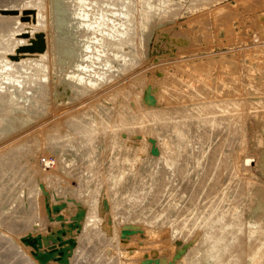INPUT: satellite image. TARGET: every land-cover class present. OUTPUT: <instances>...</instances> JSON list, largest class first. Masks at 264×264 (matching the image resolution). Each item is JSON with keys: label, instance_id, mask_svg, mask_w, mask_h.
Returning a JSON list of instances; mask_svg holds the SVG:
<instances>
[{"label": "rangeland", "instance_id": "rangeland-1", "mask_svg": "<svg viewBox=\"0 0 264 264\" xmlns=\"http://www.w3.org/2000/svg\"><path fill=\"white\" fill-rule=\"evenodd\" d=\"M123 1L129 5L132 20L131 44L125 43L124 48H132L137 59L121 66V59L115 58L113 64L116 69L107 79L91 89H79L71 85L65 78L66 73L58 66V51L67 34L66 28H58L53 17V0H0V33H3L4 39L0 48L6 47L2 55L13 65L36 64L44 53H48L49 61L46 108L26 123L0 136V152L9 149L7 152L11 153H7V164L14 163L10 167L5 166V171L9 168L12 172L8 170L5 179L0 180V237L40 262L32 251L28 253L19 244L21 234L32 229L34 221L41 217V213L38 217L32 210L19 212L22 199L30 189H34L39 177L43 182L49 180L50 189L53 190L56 183H61L62 194L68 197H73L69 193L73 187V192L77 190L75 199L81 200L82 205L87 203L81 206L84 209L83 219L76 221L70 211L66 212L67 217L64 219L65 225L78 224L73 228L74 235H78L75 237L82 241L79 243L84 245V249L80 247L77 252V264H212L204 256L202 235L219 229H230L227 231L233 235L240 231L238 236L234 235L237 240L232 252L224 257L221 264H248L254 249L259 248L262 256L256 264H264V205L259 206L257 201L260 196L264 198V171L255 164L259 157L264 156V116L258 117L264 112V0ZM66 3H71V0ZM15 9L19 13H10ZM40 12L46 17L40 16ZM41 17L43 19L40 20ZM37 32H44L46 50L18 52L21 46L32 44V38L38 39ZM11 55L20 57L14 59ZM251 75L256 78L251 80ZM249 92L252 101L249 100ZM230 94H234L237 100L233 105H222L224 96ZM257 96L262 98L261 101H258L260 98L256 99ZM212 103L215 107H212ZM209 104V111L201 108V113L196 108ZM194 110H198V115ZM116 112L120 113L118 119L109 123L111 117L117 116ZM137 113L140 114L138 117ZM221 113L225 115L221 117ZM98 118L103 120L100 125L97 123ZM74 120L81 124L89 122L86 123L89 132L83 131L80 136L82 131H72L71 122L74 123ZM216 120L219 121L216 123ZM97 131L100 133L97 134ZM93 134H97L96 137ZM95 138L100 141H95ZM87 140L92 143H86ZM14 145L18 146L21 155L12 149ZM86 145L93 147L94 152ZM78 148L80 150L77 153ZM15 153L17 156H10ZM246 157L252 158L255 165H246ZM93 159L94 163H90ZM46 161L52 164L45 166ZM15 162L22 164L17 166ZM91 170H98L97 177ZM17 171L19 173L15 176ZM91 172L94 174L89 175ZM72 176H78L80 180ZM98 179L102 181L100 184ZM52 180L55 182L51 183ZM211 183L213 189L209 186ZM218 183L221 186L226 183L223 184L225 188ZM237 183L242 186L239 187ZM68 184L71 187L66 190ZM203 184L208 188L205 189ZM233 187L237 192L232 190ZM210 191L214 192L213 195ZM215 193L216 196H223L215 197ZM238 194H242L241 199ZM212 196L214 199L210 198ZM241 200L244 205L239 203ZM5 204L4 214L1 210ZM91 207L97 215L94 216ZM41 208L40 205L37 211ZM43 209L46 217L43 216L49 221L46 201H43ZM23 213L18 219L17 214ZM90 214L94 218L89 217ZM219 216L221 220L218 221ZM84 220L90 222L89 225ZM212 220L214 223L218 221L215 226L219 228L214 226ZM235 224H238L237 229ZM86 229L91 233H85ZM87 235H91L88 238L91 240L88 241ZM79 237H83V240ZM84 238L90 243H86ZM254 242L257 243L256 247ZM241 248L243 251L240 253ZM194 259L196 263H193Z\"/></svg>", "mask_w": 264, "mask_h": 264}, {"label": "bare ground", "instance_id": "bare-ground-1", "mask_svg": "<svg viewBox=\"0 0 264 264\" xmlns=\"http://www.w3.org/2000/svg\"><path fill=\"white\" fill-rule=\"evenodd\" d=\"M37 2L39 0H36ZM164 1H168V0H164ZM67 0H53V6H52V10H53V17L55 18L56 22H57V25H58V28H66V36H65V39L63 41V44L61 45L60 47V51L59 54L57 55V61H58V66H59V69L61 71H64L66 74H65V78L68 79L71 83L72 86H76L78 87L79 89L81 88H84V89H91L92 87H95L99 84H101V82L105 79L108 78V75L113 71L115 70V66L113 64L114 62V59L115 58H118V59H121L122 63H121V66H123L124 64H128V63H131V62H134L137 57L133 54L132 52V48H129V49H125L124 48V44L125 43H130L131 41L129 40V37L131 35V30H132V27H131V24H132V20H131V10L129 8V5L127 4V2H124L123 0H71V3H66ZM41 13V12H40ZM43 15V18L46 17L45 15L46 14H43L41 13L40 16ZM42 17L40 18L43 19ZM2 35L3 33H0V43L1 42H4V39L2 38ZM131 44V43H130ZM6 49V47H3V48H0V136L6 134L7 132H9L10 130H13L15 128H17L19 125H22L24 123H26L31 117H34L35 115H37L38 113L42 112L45 108H46V91L48 89V85H49V61L47 60V57H48V53H44L40 56V58L38 59L37 63L36 64H28V65H13L6 57H4L2 55V52ZM256 78L255 76L251 75L250 79H254ZM264 83V81H263ZM248 92V89L246 90ZM251 92H249V100L252 101V98H251ZM256 94V93H255ZM257 95V94H256ZM260 98V99H259ZM219 99V98H218ZM221 99V98H220ZM256 99L258 101H261V97H256ZM264 99V97H263ZM215 100V99H214ZM237 98L234 97V94H230V95H227V96H224L223 98V101H221L222 105H233V102L236 101ZM248 100V98H247ZM248 100V101H249ZM220 101L218 103H220ZM209 103V102H208ZM215 103V102H214ZM214 103H212V107H215L214 106ZM216 104V103H215ZM206 105V104H204ZM221 105V104H220ZM210 106V104L208 106H203V107H196L199 109V111L201 110V108L203 110H208L207 108ZM206 107V109L204 108ZM227 107V106H226ZM195 108V109H196ZM211 108V107H210ZM218 108V107H217ZM216 109V108H215ZM219 109V108H218ZM101 110V109H100ZM202 110V111H203ZM107 111V110H106ZM109 111V109H108ZM196 112V115L197 114V111L194 110ZM202 111H200L202 113ZM209 111V110H208ZM111 112V110H110ZM78 113V112H77ZM82 113V112H81ZM115 113V112H114ZM117 113V112H116ZM124 113V112H123ZM126 113V112H125ZM206 112H204L205 114ZM80 114V113H79ZM92 114V113H91ZM96 114V113H95ZM193 114V113H192ZM81 115V114H80ZM100 115V114H99ZM108 115V113L106 114V116ZM120 113L118 112L117 113V116H115L114 118H110L109 120V123L111 121H114V119H116L117 117H119ZM138 115H140L139 113H137V117ZM151 117L152 114H150ZM206 115V114H205ZM219 115V114H218ZM221 117L224 116L225 114L224 113H221L220 114ZM257 115V113H256ZM83 116V115H82ZM81 116V117H82ZM86 116V114H85ZM88 116V115H87ZM174 116V115H173ZM172 118H175L173 117ZM195 116V114H194ZM201 116V114H200ZM212 116V115H211ZM260 116H264V112H261L259 114L258 117ZM71 117V116H70ZM69 117V118H70ZM84 117V116H83ZM101 117V116H100ZM126 117V116H125ZM155 117V116H154ZM157 117V116H156ZM160 117V116H159ZM206 117V116H205ZM214 117V115H213ZM218 117V116H217ZM80 118V117H78ZM103 118V117H102ZM106 118V117H105ZM220 118V116H219ZM97 119V118H96ZM109 119V117H108ZM118 119V118H117ZM121 119V118H120ZM119 119V120H120ZM156 119H159V118H156ZM213 119V118H212ZM217 119V118H214V120ZM221 119V118H220ZM76 120V119H75ZM74 120V123L71 122L73 125H71V129L72 131H82L81 132V135L82 136V133L83 131L84 132H89V129L87 128L88 127V123L90 122V119H89V122L86 124H81V123H77V121ZM78 120V119H77ZM99 125L103 123V120L102 119H99ZM106 121H108L107 119H104ZM124 120V118H123ZM154 120V118H153ZM205 120V119H204ZM207 120V119H206ZM88 121V120H87ZM97 121V120H96ZM95 121V123H96ZM105 121V123H106ZM122 121V120H121ZM132 121V120H130ZM138 121V120H137ZM217 121L219 120H216L215 122L217 123ZM68 123V122H67ZM77 123V124H76ZM92 123V121H91ZM91 123H90V126H91ZM94 123V122H93ZM120 123V121H119ZM123 123V121H122ZM157 123V122H156ZM214 123V121H213ZM108 124V123H107ZM69 125V123H68ZM106 125V124H105ZM109 125V124H108ZM107 125V126H108ZM115 125V124H114ZM61 126V125H59ZM70 126V125H69ZM89 126V127H90ZM63 127V126H62ZM67 127V126H66ZM102 127V126H101ZM106 127V126H105ZM182 127V126H181ZM59 128V127H58ZM87 128V129H86ZM92 128V127H91ZM97 128V126H96ZM104 128V127H103ZM183 128V127H182ZM55 129V127H54ZM67 129V128H65ZM94 130V128H92ZM99 129V128H97ZM102 129V128H100ZM58 130V129H57ZM60 130V129H59ZM70 130V129H68ZM86 130V131H85ZM107 130V129H105ZM180 130V129H179ZM55 131V130H54ZM67 131V130H66ZM96 131V130H95ZM109 131V130H108ZM57 132V131H56ZM68 132V131H67ZM92 132V130H91ZM99 131H97V134H98ZM100 132H104V131H101ZM99 132V133H100ZM106 132V131H105ZM183 132V131H181ZM60 132H58L59 134ZM64 133V132H63ZM72 133V132H71ZM76 133V132H75ZM74 133V134H75ZM107 133V132H106ZM105 133V135H106ZM50 134V133H48ZM61 134V133H60ZM76 134H79L78 132ZM96 134V135H97ZM108 134V133H107ZM70 135V134H69ZM92 135V134H91ZM96 135L93 134V137H96ZM179 135V134H178ZM54 136V135H53ZM52 136V137H53ZM65 136V134L63 135ZM67 136L66 135V140H67ZM76 136V135H74ZM83 136H85L83 134ZM90 136V133L89 135ZM87 136V137H88ZM100 136V135H99ZM102 136V135H101ZM48 137V135H47ZM51 137V138H52ZM76 137H79V136H76ZM86 137V139H87ZM50 138V139H51ZM69 138L71 139L72 138V135L69 136ZM68 138V139H69ZM92 138V137H91ZM54 139H56L54 137ZM60 141L61 138H59ZM74 139V138H73ZM76 139V138H75ZM94 139V138H93ZM91 139V141L93 140ZM99 140V138H95V141L96 140ZM173 139V138H171ZM179 139V138H178ZM52 140V139H51ZM65 140V141H66ZM102 140V139H101ZM167 140V139H166ZM177 140V138H176ZM55 141V140H54ZM73 141V140H72ZM76 141V140H74ZM79 141V139H78ZM90 141V140H89ZM88 140L86 141V143H90ZM57 142V140H56ZM55 142V143H56ZM64 142V141H63ZM71 142V141H70ZM51 143V142H50ZM61 143V142H60ZM67 143V142H66ZM85 143V142H84ZM92 143V142H91ZM90 143V144H91ZM96 143V142H95ZM168 143V142H167ZM179 143V141H178ZM54 144V143H53ZM59 144V143H58ZM73 144V143H72ZM76 144V143H74ZM82 144H83V141H82ZM94 144V143H93ZM182 144V143H181ZM18 145V144H17ZM17 145H14L12 146V149L13 150H17L19 149ZM20 145V144H19ZM60 145H64V144H60ZM59 145V146H60ZM68 146V144H66ZM65 145V146H66ZM79 145V143H78ZM77 145V146H78ZM81 145V143H80ZM17 146V148H16ZM51 146H52V143H51ZM57 146V145H55ZM54 146V148H55ZM64 146V147H65ZM87 146V147H86ZM85 147L86 148H89L88 145H86ZM20 147H23L20 146ZM61 147V146H60ZM82 147V146H81ZM80 147V148H81ZM95 147V146H94ZM16 148V149H14ZM59 148V147H58ZM84 148V149H86ZM91 148V147H90ZM21 149V148H20ZM60 149V148H59ZM65 149V148H63ZM75 149V148H74ZM92 151L94 152L93 150V147L91 148ZM78 150H80L79 148L77 149V153H78ZM7 151H10L9 149H5L3 151L0 152V157H1V160H0V180L3 181V179H5V176H6V173L7 171L9 170V168H7L5 171V166H7L9 164V161H8V156H7ZM74 151V150H73ZM85 151V150H84ZM87 151V149H86ZM15 152V151H14ZM17 154H20L21 155V151L20 150H17L16 151ZM20 152V153H19ZM60 152V150H59ZM62 152V151H61ZM60 152V153H61ZM83 152V151H81ZM11 153V152H10ZM8 153V154H10ZM69 153V151H68ZM87 153H90V151ZM16 154V153H15ZM11 154L10 156L14 155L17 156V154ZM83 154V153H82ZM191 154V153H190ZM77 155V154H76ZM90 155V154H88ZM86 155V157L88 156ZM93 155V153L91 154ZM90 155V157H91ZM60 156V155H59ZM83 156V155H82ZM94 156V155H93ZM99 156V155H98ZM18 157H21V156H18ZM16 157V158H18ZM85 157V155H84ZM83 157V159H84ZM89 157V156H88ZM14 158V159H16ZM81 158V156H80ZM12 159V157H11ZM83 159H78V160H83ZM88 159V158H87ZM92 159V158H90ZM13 160V159H12ZM17 160V159H16ZM97 160V159H96ZM95 160V161H96ZM11 161V160H10ZM18 161V160H17ZM91 161V160H90ZM94 161V159L90 162L92 163ZM200 161V159H199ZM8 162V164H7ZM13 162V161H12ZM60 162V161H59ZM63 162V160H62ZM69 162V161H68ZM77 163V161H75ZM80 163V162H79ZM78 163V164H79ZM82 163V162H81ZM89 163V162H88ZM87 163V164H88ZM89 163V165H90ZM94 163V162H93ZM97 163V162H96ZM244 163L246 165H255L260 168V170L264 171V156L262 157H259L257 160H256V163L253 164V159L250 158V157H246L244 159ZM14 165V163H12ZM11 165H8L9 167L12 166ZM18 164L17 166H21L22 162H15V165ZM50 164H52L51 161H46L45 162V166H49ZM77 164V165H78ZM83 164V163H82ZM68 165V164H67ZM73 165V164H72ZM72 165L70 167H72ZM84 165H86L84 163ZM83 165V167H84ZM66 166V165H65ZM101 166V165H100ZM14 167V166H13ZM11 167V168H13ZM25 167V166H24ZM98 167V165L96 166ZM18 168V167H16ZM22 168V167H21ZM63 168V167H62ZM69 168V167H68ZM73 168V167H72ZM86 168V167H84ZM92 168V167H91ZM100 168V167H99ZM98 168V169H99ZM197 168V167H196ZM31 169V168H30ZM65 169V168H64ZM67 169V168H66ZM71 169V168H70ZM75 169V168H74ZM94 169V168H93ZM14 170V168L12 169ZM18 170V169H17ZM26 169H24L25 171ZM79 170V168H78ZM85 170V169H84ZM87 170V168H86ZM88 170H89V167H88ZM10 172H12L11 170H9ZM20 171V170H19ZM19 171L15 172V176H16V173L18 175ZM27 171V170H26ZM63 171V170H62ZM69 171V170H67ZM76 171V170H75ZM94 172V170H91ZM96 171L98 170H95L94 173H96ZM100 171V170H99ZM6 172V173H5ZM23 172V171H22ZM21 172V173H22ZM72 172V171H71ZM70 172V173H71ZM83 172V171H82ZM90 172V171H88ZM86 172V173H88ZM93 172L89 173L90 174H94ZM69 173V172H68ZM202 173V172H201ZM200 173V174H201ZM9 174V173H8ZM23 174V173H22ZM25 174V173H24ZM23 174V175H24ZM84 174V173H83ZM224 174V173H223ZM14 176V173L12 174ZM76 175H77V172H76ZM79 175H80V172H79ZM96 177H97V173L95 174ZM225 175H227V173H225ZM10 176V174H9ZM12 176V177H13ZM26 176V174H25ZM85 176V175H84ZM101 176V175H100ZM213 176V175H212ZM215 176V175H214ZM217 176V174H216ZM222 176V174H221ZM11 177V176H10ZM30 177V176H29ZM73 177V176H72ZM71 177V178H72ZM81 177V175H80ZM90 177V176H89ZM88 178V180H90ZM94 177V176H93ZM199 177V176H198ZM201 177V176H200ZM203 177V176H202ZM219 176H217V179L219 180L218 178ZM229 177V176H228ZM17 178V177H16ZM74 179L76 178V180L78 179V176L77 177H73ZM72 178V179H73ZM92 178V177H91ZM95 178V177H94ZM102 178V176H101ZM100 178V180H101ZM214 178V177H213ZM216 178V177H215ZM214 178V179H215ZM10 179V178H9ZM12 179V178H11ZM84 179V178H83ZM202 179V178H201ZM210 179V178H209ZM223 179V178H222ZM6 180L7 177H6ZM14 180V179H13ZM29 180V179H28ZM80 180V179H78ZM92 180V179H91ZM90 180V181H91ZM95 180H97V178H95ZM199 180V178H198ZM204 180V179H203ZM212 180V179H210ZM229 180V179H228ZM9 181V180H8ZM7 181V182H8ZM12 181V180H11ZM10 181V182H11ZM44 180H41L39 177L37 179V181L35 182V185H34V189H30L28 191V193L25 195L24 199H22V202H21V208L19 210V212L23 211V210H32L36 213V215L39 217L40 213H41V217L38 218L36 221H34L33 223V226H32V229H29V231H26L25 233L21 234L20 238V243L19 244H22L28 251V253H33V255L40 261V262H36L34 260V258L31 256V255H27V253L25 254L23 252V250H21L17 245L7 241L5 238H2L0 237V264H77V257H79V254H77L78 250L80 247L83 248V246L80 245V243H82L81 240H77V238L75 237L74 235V230L73 228H75V225L77 226V222L75 223V225H65V218L67 217V214L66 212L68 213V211L72 212L73 213V216H75V220H80V219H83V216H84V209L81 207L83 205L86 206V204H81V200L79 201L75 199V191L77 192V190H75L73 192V187L70 186V184H68L65 189L66 190H69L67 187H71V189L69 190V193H71V195H73V197H68L67 195L65 194H62V191H63V187H62V184L61 183H56L55 184V189H50V182L49 180L43 182ZM86 180L84 179V182ZM222 181V180H221ZM221 181H219L221 183ZM224 181V180H223ZM55 181L52 180L51 183H54ZM81 181V183H84ZM87 182V181H86ZM97 182V181H96ZM102 182V181H101ZM101 182H99V179H98V183L100 184ZM203 182V181H202ZM209 182V180H208ZM211 182V181H210ZM214 182V181H213ZM226 182H227V179H226ZM229 182V181H228ZM6 183V181L4 182ZM70 183V182H69ZM90 183V182H89ZM197 183V182H196ZM207 183V182H206ZM204 182V184H206ZM215 183H216V180H215ZM8 184V183H6ZM85 184V183H84ZM97 183L93 184L94 186L96 185ZM200 184V183H199ZM202 184V183H201ZM203 184V185H204ZM219 184V183H218ZM222 183V186L221 187H224V184ZM231 183H229L230 185ZM236 184V183H234ZM241 184V183H240ZM3 185V184H2ZM86 185V184H85ZM208 185V184H207ZM212 186L213 183L209 184V186ZM237 185H239V183H237ZM4 186V185H3ZM6 186V185H5ZM8 186V185H7ZM46 186V187H45ZM93 186V187H94ZM199 186V185H198ZM215 186V185H214ZM228 187V183L226 185ZM231 186V185H230ZM233 186V184H232ZM236 186V185H235ZM234 186V187H235ZM242 186V185H239V187ZM85 187V186H84ZM87 187V186H86ZM98 187V186H96ZM205 187V185H204ZM207 187V186H206ZM205 187V189H206ZM219 187V186H218ZM226 187V188H227ZM233 187V188H234ZM5 188V187H4ZM2 188V189H4ZM90 188H92L90 186ZM208 188V187H207ZM225 188V187H224ZM229 188V187H228ZM227 188V189H228ZM238 188V186L236 187ZM244 188V187H243ZM1 189V190H2ZM93 189V188H92ZM91 189V190H92ZM96 191L98 190L97 188H95ZM213 189V186L212 188ZM226 189V190H227ZM230 189V188H229ZM81 190V189H80ZM86 190V188H84V191ZM194 190V188H193ZM210 190V188H209ZM215 192L218 191L216 189H214ZM220 190V189H219ZM232 190H235L234 192H237L236 189H232ZM241 190V188L239 189ZM244 190V189H243ZM254 190V189H253ZM4 191V190H3ZM2 191V192H3ZM79 191V189H78ZM200 191V189H199ZM95 192V191H93ZM189 192H190V189H189ZM192 192V191H191ZM195 192V190H194ZM193 192V193H194ZM201 192V191H200ZM232 192V193H234ZM240 192V191H239ZM238 192V193H239ZM242 192V190H241ZM240 192V193H241ZM81 193V191L79 192ZM86 193V192H85ZM197 193V192H196ZM209 193V191H208ZM210 193H212L210 191ZM214 193V192H213ZM212 193V195H213ZM224 193V192H223ZM228 193V192H226ZM251 193V192H250ZM257 193V192H256ZM39 194L42 196L41 197V201H39ZM87 194V193H86ZM89 194V192H88ZM92 195V192L90 193ZM190 194V193H189ZM198 194V193H197ZM202 194V193H201ZM204 194V193H203ZM207 194V193H206ZM225 194V193H224ZM235 195H237L236 193H234ZM232 194V195H234ZM255 194V193H254ZM46 195V197H45ZM78 195V194H77ZM80 195V194H79ZM178 195V194H177ZM196 195V194H194ZM193 195V196H194ZM205 195V194H204ZM208 195V194H207ZM219 195V194H218ZM217 195V196H218ZM223 196V194H221ZM219 195V196H221ZM228 195V194H227ZM241 195L239 196L238 194V197H240L241 199ZM90 196V195H89ZM95 196V195H94ZM206 196V195H205ZM205 196H202L203 198ZM211 196V194H210ZM216 196V193H215V197ZM226 196V195H225ZM246 196V195H245ZM250 196V194H249ZM248 196V197H249ZM254 196V195H253ZM80 197V196H79ZM93 197V196H92ZM190 197V196H189ZM199 197V196H198ZM197 197V199H198ZM201 197V196H200ZM232 197V196H231ZM234 197V196H233ZM78 198V197H77ZM83 198V197H82ZM88 198V197H87ZM91 198V196H90ZM178 198V197H177ZM202 198V200H203ZM207 198V197H206ZM212 199V197H210ZM209 198V199H210ZM237 198V197H235ZM247 198V197H245ZM20 199V198H18ZM17 199V200H18ZM89 199V198H88ZM97 199V198H96ZM193 199V198H192ZM195 199V198H194ZM200 199V198H199ZM205 199V198H204ZM221 198L219 197L218 200H220ZM228 199V198H227ZM84 200V199H83ZM87 200V199H86ZM90 200V199H89ZM92 200V198H91ZM94 200V199H93ZM222 200H224V198H222ZM226 200V199H225ZM246 200V199H245ZM43 201H46V208H47V211H48V217H49V221H46L45 220V211L43 209ZM193 201V200H192ZM211 201V200H210ZM215 201V200H213ZM217 201V200H216ZM242 201V200H241ZM239 202L241 204L244 205L243 201L242 202ZM258 203H259V206L261 205H264V198L262 196H260L258 199H257ZM81 202V203H80ZM86 202V201H85ZM88 202V201H87ZM96 203V200L94 201ZM200 202H201V199H200ZM90 203V202H89ZM171 203H172V200H171ZM193 203H195L193 201ZM252 203V201H251ZM91 204V203H90ZM174 204V203H173ZM197 204V203H196ZM204 204V203H202ZM6 205L5 204L1 210L2 213H6L5 210H6ZM41 205V210L37 211V208L39 209ZM95 205V204H94ZM179 205V204H178ZM229 205V204H227ZM234 205H238V204H234ZM84 206V207H85ZM89 206V205H88ZM91 206V205H90ZM93 206V205H92ZM199 206V205H197ZM196 206V207H197ZM230 206V205H229ZM250 206V205H249ZM96 207V208H95ZM181 207V206H180ZM226 207V206H225ZM228 207V206H227ZM238 207V206H237ZM244 207V206H243ZM262 207V206H261ZM88 208V207H87ZM92 208V207H91ZM95 209H97V206L95 205L94 206ZM234 208V206H233ZM231 208V209H233ZM79 209V210H78ZM89 209V208H88ZM93 209V208H92ZM196 209V208H195ZM224 209V208H223ZM227 209V208H226ZM225 209V210H226ZM230 209V208H229ZM228 209V210H229ZM238 209V208H237ZM243 209V208H242ZM98 210V209H97ZM197 210V209H196ZM218 210V209H217ZM220 210V209H219ZM224 210V211H225ZM87 211V210H86ZM222 211V210H221ZM220 211V212H221ZM234 210H232L233 212ZM241 212V210H239ZM244 211V210H243ZM30 212V211H29ZM92 212V210H91ZM90 212V213H91ZM217 213V211H215ZM231 212V213H232ZM86 213V212H85ZM87 213H89L87 211ZM94 213V209H93V212ZM96 213V214H95ZM94 213V216L97 215V212L95 211ZM223 213V211L221 212ZM221 213H220V216H221ZM227 213V211H225V214ZM230 213V214H231ZM236 213V212H235ZM238 213V212H237ZM262 213V212H261ZM71 214V213H70ZM214 214V212H213ZM240 214V213H239ZM243 214V212H242ZM241 214V215H242ZM18 215V219L21 218L22 216L21 215H24L23 214H17ZM45 217H44V216ZM91 218H94L92 217L93 215L90 214ZM163 215V214H162ZM215 215V214H214ZM224 215V213H223ZM228 215V213H227ZM226 215V217H227ZM237 215V214H236ZM1 216V215H0ZM86 216H88L86 214ZM85 216V218H86ZM165 216V215H164ZM218 216V215H217ZM220 216L218 218V221L220 219ZM240 216V215H239ZM239 216H238V219H239ZM213 217V216H212ZM215 217V216H214ZM230 217H233L230 216ZM234 219H236V216L234 215ZM251 217V213H249V219ZM211 219V216L209 217ZM242 218V217H241ZM244 218V217H243ZM68 219V218H67ZM69 219H72V218H69ZM89 219V218H88ZM87 219V220H88ZM164 219V218H163ZM166 219V218H165ZM209 219V222L211 221ZM217 219V218H216ZM225 219V218H224ZM233 219V218H232ZM237 219V220H238ZM262 219V218H261ZM87 220H84L85 223H87L89 225L90 222H86ZM221 220V219H220ZM71 221V220H70ZM215 220V223L218 222ZM240 221V220H239ZM260 221V220H259ZM213 222V220H212ZM233 222V221H232ZM236 222V221H235ZM245 222V220H244ZM263 222V220H262ZM61 223V225H60ZM83 223V222H81ZM84 223V224H85ZM207 223H208V220H207ZM214 223V222H213ZM215 223H214V226H215ZM229 223V221H228ZM243 223V222H242ZM241 223V225H242ZM209 224V223H208ZM218 224V223H216ZM219 224H221V222H219ZM247 224V222H246ZM245 224V226H246ZM201 225V223H200ZM205 225H207L205 223ZM204 225V227H205ZM211 225V224H209ZM233 225V224H232ZM236 225V224H235ZM238 225V224H237ZM237 225H236V229H237ZM240 225V226H241ZM48 226V228H47ZM83 226V225H82ZM87 226V225H85ZM196 226V225H195ZM197 226H198V223H197ZM227 226V224H226ZM251 226V225H250ZM199 227V226H198ZM202 227V226H200ZM212 227V226H211ZM216 227V226H215ZM219 228V226H217ZM216 227V228H217ZM230 227H231V222H230ZM235 227V226H234ZM243 227V226H242ZM252 227V226H251ZM264 227V226H263ZM83 227H81L82 229ZM87 228V227H85ZM214 228V227H213ZM215 229V228H214ZM226 229V228H225ZM232 229V228H231ZM241 229V227H240ZM244 229V233H245V228ZM259 229V228H258ZM83 230V229H82ZM202 230H205V229H202ZM210 230V229H209ZM208 230V232H210ZM213 230V229H212ZM216 230V229H215ZM227 230H230V229H227ZM221 231L220 229L219 230H216V231H212L210 232L209 234H207L206 236L205 235H202L201 232L200 234L204 237H202L204 239V256L207 258L208 262L212 263V264H221V262L224 260V257L227 255V254H230L232 251V248H234V245H235V242H236V237L234 236L235 234H237L238 232L240 231H236V233L233 235L231 233V231ZM239 230V229H238ZM78 231V230H77ZM90 230L86 229L85 233L86 232H89ZM257 231V230H256ZM260 231V230H259ZM258 231V232H259ZM30 232V233H29ZM32 232V233H31ZM39 232V233H37ZM40 232H43V233H46L48 232L47 234H43V233H40ZM80 232V231H79ZM78 232V233H79ZM250 232V231H249ZM263 232V231H262ZM84 232H82L83 234ZM85 233L83 234V236H86ZM91 233V232H89ZM204 233V232H203ZM243 233V234H244ZM248 232H246L245 234H247ZM82 234H80L79 236H81ZM242 234V233H240ZM255 235V234H254ZM259 235V234H258ZM78 236V235H76ZM89 235H87V239L90 238V236L88 237ZM238 236V234H237ZM247 237V235H245ZM252 237V236H251ZM260 237V236H259ZM80 238V237H79ZM82 240H83V237H81ZM80 238V239H81ZM86 238L85 241H86ZM200 238V237H198ZM243 239V238H242ZM264 239V238H263ZM91 240V239H88V241ZM94 239H92L93 241ZM197 240V239H196ZM246 240V239H245ZM252 240H254L252 238ZM18 241V240H17ZM80 241V243H79ZM86 241V243L88 242ZM256 241V239H255ZM259 241V240H257ZM264 241V240H263ZM96 242V241H95ZM94 241L93 243L96 244ZM239 242V241H237ZM90 243V242H88ZM92 243V244H93ZM197 243V242H196ZM195 243V244H196ZM248 243V242H247ZM260 243V241H259ZM85 244V243H84ZM98 244V243H97ZM194 244V245H195ZM241 244V243H240ZM252 244V243H251ZM255 244V242H254ZM257 244V243H256ZM256 244H255V247H256ZM89 245V244H88ZM244 245V244H243ZM93 246V245H92ZM98 246V245H96ZM95 246V247H96ZM33 247V249H32ZM85 247L86 244H85ZM194 247V246H193ZM241 247V246H240ZM245 247V246H244ZM248 246H246L247 248ZM89 248V247H88ZM97 248V247H96ZM99 248V246H98ZM102 247L100 246V249ZM252 248V247H251ZM84 249V248H83ZM82 249V250H83ZM239 249V248H238ZM89 250V249H88ZM87 250V251H88ZM195 250V249H194ZM193 250V251H194ZM235 250V249H234ZM240 253L243 251V249L241 248L240 249ZM255 251L252 253V250L251 253L252 255L248 258V264H256L258 263L259 261V257L262 256V250L261 248L259 249H254ZM90 251V250H89ZM89 251L87 254H89ZM92 251V249H91ZM100 251V250H99ZM104 250H102L103 252ZM106 251V250H105ZM133 251V250H132ZM192 251V252H193ZM93 252V251H92ZM90 252V253H92ZM101 252V253H102ZM134 252V251H133ZM245 252V251H244ZM247 252V251H246ZM99 253V252H98ZM96 253V255L98 254ZM237 253V252H236ZM77 254V256H76ZM80 254H81V251H80ZM94 255V253H92ZM100 254V253H99ZM104 253H102L103 255ZM238 254V253H237ZM106 255V253H105ZM95 256V255H94ZM99 256V255H98ZM245 256V254H244ZM264 256V254H263ZM106 257L105 256V260H106ZM186 257V256H185ZM184 257V258H185ZM191 257V256H190ZM103 258V257H102ZM233 258V257H232ZM237 258V257H236ZM246 258V257H245ZM244 259V258H243ZM264 259V257H263ZM54 260V261H53ZM100 260V259H99ZM98 260V261H99ZM187 260V259H186ZM191 260V259H190ZM189 260V261H190ZM228 260V259H227ZM232 261V260H231ZM148 262V261H146ZM187 262V261H186ZM197 260L194 259L193 260V263H196ZM103 263H105V261H103ZM142 263V262H141ZM188 263V262H187ZM191 263V262H190ZM225 263V262H224ZM260 263V262H259ZM262 263V262H261ZM106 264V263H105ZM144 264V263H142ZM186 264V263H185Z\"/></svg>", "mask_w": 264, "mask_h": 264}, {"label": "water", "instance_id": "water-1", "mask_svg": "<svg viewBox=\"0 0 264 264\" xmlns=\"http://www.w3.org/2000/svg\"><path fill=\"white\" fill-rule=\"evenodd\" d=\"M12 11V12H11ZM10 13H19L18 10H11ZM16 11V12H15ZM9 12V11H8ZM36 38H32V44L23 45L20 48L17 49L18 52L21 51H30V52H43L46 50L47 43L45 40V34L44 32H37ZM14 59H19L20 56L11 55Z\"/></svg>", "mask_w": 264, "mask_h": 264}]
</instances>
